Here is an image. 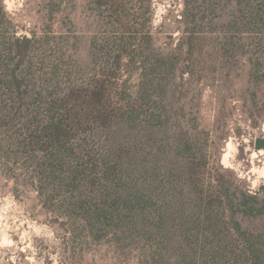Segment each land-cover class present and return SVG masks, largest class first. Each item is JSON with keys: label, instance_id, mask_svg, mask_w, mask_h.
<instances>
[{"label": "rangeland", "instance_id": "1", "mask_svg": "<svg viewBox=\"0 0 264 264\" xmlns=\"http://www.w3.org/2000/svg\"><path fill=\"white\" fill-rule=\"evenodd\" d=\"M185 1L119 0L123 13L115 18L93 0H0V79L16 68L28 107L21 113L43 117L52 103L63 115L71 144L84 150V173L96 175L107 159L134 178L143 163L162 176L159 162L179 161L177 141L190 142L202 193L221 216L215 237L228 245L223 264H264V205L247 213L244 204L226 202L232 196L248 205L247 193L264 204V148H256L264 139V32L232 28L230 0H214L209 15L191 0L192 22L184 19ZM13 35L32 40L25 56L8 61ZM120 40L128 43L123 49ZM1 95L11 99L7 88ZM158 114L163 121L153 120ZM33 125L22 118L0 127V264H142V244L117 260L44 203L28 155L15 143ZM148 128H164L154 143L144 136ZM176 226L169 229L181 238Z\"/></svg>", "mask_w": 264, "mask_h": 264}, {"label": "trees", "instance_id": "2", "mask_svg": "<svg viewBox=\"0 0 264 264\" xmlns=\"http://www.w3.org/2000/svg\"><path fill=\"white\" fill-rule=\"evenodd\" d=\"M190 1H185L184 19L193 21L198 13ZM93 2L106 9L110 17L117 18L123 13L118 9L119 0ZM213 2L200 1L207 15L215 10ZM230 2L234 3L230 21L232 28L237 26L241 31L264 32V0ZM199 18L202 20L204 16ZM197 26L201 29L199 33L204 32L201 23ZM31 40L25 35H13L4 50L6 59L11 61L14 57L25 56ZM126 44L120 40L117 46L123 49ZM161 63V59L156 60V65ZM15 70L12 68L6 77L0 79V89L7 88L11 94L9 100L2 95L0 97V127L22 118L35 124L18 133L15 143L27 153L38 193L44 203L50 205L57 219L62 217L66 220L74 232L78 230L76 236L84 237L86 243L108 246L107 252L117 253L113 257L120 261L125 255L119 254L142 244L143 252L138 257L142 264L224 263L228 245L215 237L222 224L221 216L219 212L215 213L212 200L202 193L198 179L200 163L193 159L195 151L190 142L177 141L175 152L180 154V159L177 162L170 160L167 165L160 160L164 154L162 147L157 143L156 149L153 145L157 150V162L161 161L160 169H164L162 176L156 171L158 166L149 167L143 163L139 168V177L134 178L129 170L125 172L122 169L119 161L107 159L102 160L96 175L84 173L80 162L84 150L71 144L72 131L65 124L63 115L53 113L52 103H45L43 117H40V111L21 113L28 107L24 105L21 79ZM152 118L163 121L162 114ZM157 129H146L144 136L154 143L157 132L164 128ZM19 137L23 138L19 140ZM3 146L5 141L1 144ZM256 148H264V139L258 141ZM38 153H42L43 157L37 158ZM93 162L90 161L91 170L98 166ZM243 196L250 200V204L246 205L243 200V203H234L232 196H228L226 202L231 208L244 204L242 210L247 213L263 211L264 204L256 194L243 193ZM55 198H58V203H55ZM53 204H56L55 207H52ZM170 224L178 225L181 238L171 233ZM168 252L170 257L173 255L170 260Z\"/></svg>", "mask_w": 264, "mask_h": 264}, {"label": "bare ground", "instance_id": "3", "mask_svg": "<svg viewBox=\"0 0 264 264\" xmlns=\"http://www.w3.org/2000/svg\"><path fill=\"white\" fill-rule=\"evenodd\" d=\"M233 144H232V142H229L228 143V146H227V152L225 153V155H224V158L226 159V157L229 155V153H230V151L232 150V148H233Z\"/></svg>", "mask_w": 264, "mask_h": 264}]
</instances>
